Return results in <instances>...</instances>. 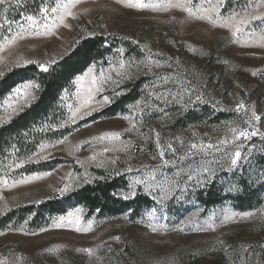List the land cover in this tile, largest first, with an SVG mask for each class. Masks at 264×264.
I'll use <instances>...</instances> for the list:
<instances>
[{"label":"rangeland","instance_id":"374dc122","mask_svg":"<svg viewBox=\"0 0 264 264\" xmlns=\"http://www.w3.org/2000/svg\"><path fill=\"white\" fill-rule=\"evenodd\" d=\"M13 1L18 0H10ZM226 1L221 7L223 16H228L234 11L240 12L249 2L247 0L242 6L226 9ZM67 2L68 0H44L37 10H32L33 13L29 15L36 18L40 27L24 32L23 38L18 36L14 43L5 45L0 51V73H3L0 78L13 69L30 65L38 67V64L43 63L50 68L69 54L80 41L103 37L106 41L104 47L109 48L110 53L98 63L89 66L95 68L96 74L101 71L108 74L109 69L115 66L119 59L144 61L149 57L153 61L160 60L164 65L155 70L162 75L172 73L166 61L174 66L178 65L177 72H184L188 79L197 84L196 92L191 93L192 102L186 105L171 102V98L169 103H164L155 99L154 95L149 97L148 94L168 88L179 91V88L171 83L163 85V81L153 72L147 75L143 71L136 72L131 79L121 81L118 85H110L103 94L98 95L97 99L102 95L109 96L111 102L108 105L90 116L78 119L75 124L64 125L61 128L67 129L65 135L43 143L50 145L67 136L64 144L47 147L42 152L38 147L34 153L39 152L41 156H47V159L34 156L32 161H27V157L10 162L0 173V178L7 180L6 185L0 184V218L22 208L37 209L36 207L50 201H63L69 194L102 177H116L126 181L127 188L119 196L122 199L128 195L130 198L124 200H131L141 192L150 198L153 206L138 216L126 211L112 218L102 217L97 213L90 215L82 207H73L62 215L43 219L44 216L38 215L35 210L25 216L24 220L13 219L0 230L4 233L0 235V261L4 264H109L126 247H130L141 258L146 256L156 264H171L178 256L185 258V264H246L248 253L253 251V264H262L259 251L264 250V247H261L264 245V175L253 178L259 180L263 189L260 204L249 211H237L227 204L205 206L200 204L199 197H205L209 191H218V177L221 175L240 176L248 180L250 174H244V168H253L255 164L252 158L256 150L264 148V139H261L260 135L249 140L241 138L226 145H219L220 139L231 138L227 125L240 129L249 127L245 121L251 118L253 110L261 116V120L252 123L264 133V47L255 42V37L247 34L240 35L237 41V38L231 35V30L191 18L179 9L138 11L125 7L119 0H78L70 8L72 16H66L64 20L67 27L57 19L52 34L37 35V31H45L40 9H49L48 16L51 17L54 15L51 8L56 7L58 3ZM212 2L215 4L217 0ZM194 3L202 4L203 0H194ZM47 23L51 25L53 21L49 19ZM18 24L27 27L26 18ZM18 24L8 39L21 31ZM262 28L264 25L254 21L247 26L246 31L259 33ZM4 43L5 39L0 45ZM120 49H123V56L118 51ZM157 52L163 53V56L153 55ZM112 75L115 76L114 73ZM137 83L141 85L138 88L141 93L138 102L143 111L134 108L138 103L136 102L125 114L94 119L118 97L133 91L132 87ZM154 84L158 87L153 88ZM88 87L89 82L86 80L81 85L82 92H86ZM75 92L76 85L73 82L72 93L63 99L66 113L61 125L70 115L67 105L76 104V97L73 95ZM197 94L202 96V100L196 99ZM185 99L187 100V96ZM33 101L24 105L22 110ZM145 101L151 107H144ZM240 102L246 105V109L238 113L236 105ZM4 107L1 102L0 125L9 122L22 111L11 113L9 110L6 113ZM173 109L183 115L189 111L205 113L206 116L201 120L210 124L198 126L186 122L188 128L174 132L171 129L175 127L179 116L170 117ZM124 116H128L129 120L123 119ZM219 116L222 117L218 118ZM130 121L134 122L136 127L129 132L126 130L131 127ZM106 131L119 132L122 141H131L128 152H103L105 147H121L120 141L85 143ZM192 142L215 144L220 151L208 149L207 155L200 153L194 158L195 162L185 161V164H191L196 172L192 180L179 178L180 189L175 193L178 198L167 200L160 205L143 184L132 185L135 188V196H130L129 185L134 179L145 180L149 185L155 182L150 178V170L158 165L160 170L155 174L158 180L165 177L171 179L183 167L179 164L164 167L159 158V151H165V159L172 160L173 151L183 154ZM169 143L172 144L171 148L168 147ZM237 145L242 146L237 148ZM236 150L241 152L242 157L248 158L239 160L238 165L229 170L230 159L225 153L231 154ZM101 152L103 154L97 157L98 160H115V163L106 164L105 167H96L95 164L82 167L77 163V160L84 162L94 153ZM20 161H26L23 167H15V163ZM41 163H47L49 170L31 174L22 170L27 165ZM128 167H132L134 171L127 172ZM203 168H208L214 173L210 179L209 173L201 171ZM252 170L261 173L259 170ZM45 172L50 175L12 187L15 180ZM65 184L70 186V190L61 195L59 189ZM76 209L82 210L80 227H87L88 221H92L90 231L78 232L75 230L76 225L67 226V221L64 227L54 226V220L61 216L67 217L69 212H75ZM153 209L156 210V219L153 222L156 231L148 225L146 218V213ZM224 210L241 215H236L223 225L214 221L215 230H194L202 226L206 228L204 221L208 216ZM193 214H198L196 221L187 223ZM160 225L164 226L163 229ZM181 228L184 230L180 231ZM117 237L119 239H116ZM243 246H247V251ZM86 248L93 250L91 255L83 251Z\"/></svg>","mask_w":264,"mask_h":264},{"label":"trees","instance_id":"16d2710c","mask_svg":"<svg viewBox=\"0 0 264 264\" xmlns=\"http://www.w3.org/2000/svg\"><path fill=\"white\" fill-rule=\"evenodd\" d=\"M245 1L247 2V0H227L224 7L227 9L237 5L242 6ZM43 3L44 0H18L11 2V7L0 6V42L5 37L8 38L13 28ZM105 43L103 37L87 38L77 43L74 49L58 63L51 66L47 73L30 65L13 69L0 78V103L14 87L26 81H34L41 85V88L35 92L36 99L30 106L23 109L9 122L0 125V173L10 162L32 155L41 143L53 141L66 134L67 129H62L60 126L66 113L61 97L65 96L66 90L67 94L72 93L73 81L76 76L83 74L90 65L98 63L110 53V49L104 47ZM138 84L135 85L136 87H132L133 91L118 97L94 119L111 118L128 112L129 107L138 102L141 97L138 89L141 85ZM204 114L189 111L183 115L182 112L177 113L173 109L170 117L179 116V118L171 130L176 132L188 128L187 123L198 126L210 124V122L204 123L201 120L203 116H206ZM252 162L255 164V168L250 170L244 168V174H250L248 180H244L240 176L225 177L221 175L218 177V191H209L205 197L200 196V204L205 206L227 204L242 212L249 211L259 205L263 185L258 179L254 180L253 178H259L260 174L264 175V148L256 150ZM24 168L23 171L31 174L49 170L50 167L47 163H41L27 165ZM252 169L259 170L261 173H256ZM125 188H127V183L122 179L102 177L69 194L63 201H50L36 207L37 209L26 207L7 214L0 218V230L13 219L24 220L25 216L35 210L38 215L44 216L43 219L62 215L73 207H82L90 215L97 213L99 216L112 218L126 211H131L138 216L153 206L150 198L141 192L131 200L122 199L119 196ZM230 189L233 190L230 191ZM259 252L262 264H264V250ZM252 254L254 251L248 253L246 264H253ZM146 258V256L141 258L130 247H126L109 264H156ZM171 264H185V258L178 256Z\"/></svg>","mask_w":264,"mask_h":264},{"label":"snow or ice","instance_id":"6c2138e0","mask_svg":"<svg viewBox=\"0 0 264 264\" xmlns=\"http://www.w3.org/2000/svg\"><path fill=\"white\" fill-rule=\"evenodd\" d=\"M78 0H68L65 4H57L56 7L51 8V13L54 15L49 17L48 12L49 9L47 8H41L40 12L42 14V19L44 20L43 27L45 28V31L43 33L37 31V35H49L52 34L53 28L56 26L57 19L59 20V23L63 26L67 27L66 24H64V20L66 16H72V13L70 11V8L74 6L75 3H77ZM119 2L123 3V5L129 9H135L138 11L141 10H152V11H167L169 9H179L185 13L188 14L189 17L195 18L198 20H204L207 21L212 26H219L224 29L231 30V35L233 37L237 38V41L239 40V36L242 34H247L252 37H255V42L259 43V46L264 47V28L260 30L259 33L252 32L247 33L246 29L247 26L252 24L254 21H259L261 25H264V0H249L248 4L240 11V12H232V14L228 16H223L221 13V7L223 6L225 0H217V3H213L212 0H203V3H194V0H157V2H153V0H119ZM11 7L12 4L10 0H0V6ZM207 5V6H204ZM63 9V11H61ZM58 14V15H56ZM73 18H75L73 16ZM51 19L53 23L49 25L47 21ZM27 27H25L24 24H18V27L20 28V32L16 35H13L11 39H8L5 37V43L3 45H0V51L3 50L5 45H9L11 43H14L17 37L23 38V33L26 31H29L32 28H39L40 24L36 20V18L32 15H28L26 17ZM123 56V49L118 50ZM151 51V50H149ZM155 56H163V53L157 52L154 53ZM30 62V61H29ZM167 64V67L172 69L171 74L162 75L159 72H156V69H160L164 67V65L161 64L160 60L153 61L151 58L146 57L144 61H126L124 59H119L117 61V64L109 69V73L105 74V72L101 71L99 74H96L94 67H89L86 72L83 73V75L76 76L75 80L73 81L76 85V92L73 94L76 97V104L67 105L68 111L70 115L67 117V119L64 121L61 127H63L66 124H75L78 119H83L86 116L92 115L93 112L102 109L105 105H108L111 100L110 97L107 95H102L100 99H97L98 95L103 94L110 85H118L121 81L131 79L133 75H135L136 72L143 71L145 75H147L149 72H153L155 75L158 76L160 80L163 81V85H168L171 83L175 87L179 88V91H173V89L168 88L165 91H157L155 93H149V97L155 96V99L160 100L164 103H169L171 98V102L177 103V104H187L191 103V93L196 92L197 84L194 83L192 79H188L187 76L184 74V72H177V66H174L172 63L165 62ZM38 68L41 72L47 73L49 71V66L43 63L38 64ZM135 69V71H133ZM115 74L113 76L112 74ZM0 75H3V73H0ZM89 82V87L87 88L86 92H82L81 85L84 81ZM153 88H157V85H153ZM41 88V85L34 81H29L22 83L18 85L17 87H14L12 89L11 94L3 100L4 111L7 113L9 110L11 113H18V111L22 110V107L24 105H27L31 100L36 99L35 92L38 91ZM67 96V90L65 93V97ZM187 96V100L185 97ZM65 97H61V99H65ZM197 100H202V96L197 94L196 95ZM95 105V106H93ZM19 106V107H18ZM144 107H151V105L147 104L145 101ZM135 109L143 111V108L140 106L139 102L137 105L134 106ZM246 109V105L243 102H240L236 105V111L239 113L240 110ZM123 119L129 120L128 116H124ZM261 116H259L254 110L252 111L251 118L245 123L248 124V128L240 129L233 125H227L228 131L231 133L230 139H220L219 145H226L228 143H232L238 140H249L254 136L260 135L261 139H264V133L260 132L258 128H255L252 121H260ZM131 127L126 131H132L136 125L134 122H131ZM155 131V130H153ZM143 135V134H142ZM68 137L64 136L58 140H56L53 144L46 145L41 143L39 145L40 151H44L47 147H55L56 145L64 144L65 141H67ZM157 140L159 142V134L157 133ZM92 141H95L97 143L104 142V141H120L121 147L116 148H109L105 147L103 149V152H128L129 148L131 147V141L124 142L121 139V133L115 132V131H106L103 132L101 135L97 137H93L92 140L86 141L85 143H92ZM181 143L183 141L181 140ZM242 145H237V148L241 147ZM168 147L171 148L172 144L169 143ZM79 148V145L77 146ZM208 149H216V151H220V148L215 144H204L196 142L190 143L186 147V150L183 154H179L175 151L172 152V155L174 159L168 160L165 159L166 153L165 151L161 150L159 151V158L163 161V166L167 167L169 164H172L173 166L179 164L183 167L180 168L175 174L174 177L171 179L165 177L163 180H158L156 177V173L159 172L160 166L158 165L156 168L151 169V175L150 178L155 181L153 184L149 185L145 180L142 179H134L132 181V184L129 185L130 190V196H135V188L132 185H145L146 188H148L151 193L156 197V203L163 205L167 200L178 198L175 197V193L177 189H180L181 179L182 177H186L188 180H192L193 176L196 172V169L192 167L191 164H185V161L187 160H193L195 162L194 158L199 155L200 153H203L204 155H207ZM251 150H249L250 154ZM103 153H94L90 157H88L87 161L81 162L77 160V163H80L82 167H84L86 164H95L96 167H105L106 164L115 163V160H98L97 157L102 155ZM50 155V153H49ZM226 156H229L230 159V168L229 170H232V168H235L238 165L239 160L241 159H247V156H243L239 150L234 151L233 153H225ZM37 156L39 159H47V156H41L39 152L33 153L31 156L27 158V161H32L33 157ZM26 161H20L18 163H15V167H23L24 163ZM127 172L131 173L134 171L132 167H128L126 169ZM135 171H139V169H135ZM201 171L205 173H209V179L211 174H214L211 172L208 168H203ZM50 173H36L31 176L23 177L19 180H15L13 182L12 187H15L18 184H28L35 180L41 179L43 176H48ZM69 176H71V173H69ZM85 182H87V176L85 174ZM202 183V182H201ZM0 184H7V180H4L0 178ZM70 190V186L65 184L63 188L59 189V192L61 195H63L65 192ZM158 190V191H157ZM233 189H230V191ZM182 191V190H181ZM130 197L126 195L124 199H129ZM81 209H76L75 212H69L67 214V217L61 216L57 220H54V226L55 227H64L65 221H67V226H71L73 224L76 225V231L78 232H88L92 229V221H88L87 227H80L81 222ZM198 214H193L190 220L187 221V223L191 224L194 223L197 219ZM236 215H241L239 213L235 212H229L228 210H224L221 213H212L208 216L207 220L204 221V225H206V228L202 226L200 229H194L198 231H203L206 229H212L215 230L214 221L219 222L220 224H226L230 220H232ZM243 215H250V214H243ZM146 218L148 225L152 227L153 231H156V227L153 224V222L156 219V210H150L148 213H146ZM143 223V221H141ZM163 225H160V228L163 229ZM47 229H41V231H46ZM180 231H183L184 229H179ZM22 231V229H21ZM4 233L0 232V235H3ZM116 239H119L118 237ZM244 250L247 251V246H243ZM261 247H264V245H261ZM85 253H88L89 255L92 254V249H84ZM0 264H4L3 261H0Z\"/></svg>","mask_w":264,"mask_h":264}]
</instances>
